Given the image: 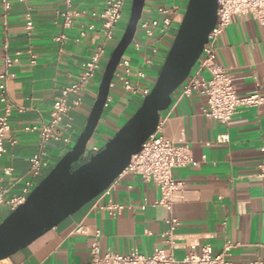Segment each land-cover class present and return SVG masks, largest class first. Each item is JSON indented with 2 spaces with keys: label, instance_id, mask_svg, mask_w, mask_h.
<instances>
[{
  "label": "crops",
  "instance_id": "obj_1",
  "mask_svg": "<svg viewBox=\"0 0 264 264\" xmlns=\"http://www.w3.org/2000/svg\"><path fill=\"white\" fill-rule=\"evenodd\" d=\"M161 3L172 9L168 33L146 37L137 29L126 55L134 68H141L145 58L153 60L145 80L139 82L141 86H153L187 0H146L142 17L160 18L155 9ZM104 5L105 0H73V9L81 15L65 31L69 40L59 45L53 38L61 32V20L56 14L64 9L61 0H29L26 4L11 0L7 13L0 2V74L4 71L5 55L13 56L16 52L24 55L20 63L7 69L10 76L7 94L13 109L8 118L10 133L4 139L5 152L0 156V186L11 197L21 195L28 184L34 188L83 131L113 44L106 47L100 70L83 92L82 102L69 112L72 123L69 142L49 143L45 157L48 168L41 176L31 174L30 158L37 151L38 137L24 128L47 123L60 90L79 77L83 63L100 43L98 15ZM27 14L34 23L30 35L25 30ZM124 16L123 13L116 40L125 29ZM88 25H94V29L79 38L81 30ZM134 44H138L137 49ZM28 52L37 56L35 66L28 63ZM216 57L231 74L239 96L264 95V33L252 16L231 18L217 41ZM203 76L209 75L204 72ZM111 93L113 101L104 108L88 143L91 146L98 145L100 139L107 142L143 99L119 89ZM204 106L205 98L193 94L179 101L172 99L170 107L161 113L162 135L177 145H188L196 163L173 170L174 179L182 185L183 198L173 204L170 212L153 205L159 198L154 183L125 174L113 182L110 194L100 201L130 206L121 215L113 218L99 212L91 201L0 264H87L96 231L100 233L102 253L125 255L136 249L148 255L163 248L176 259H182L192 246L199 249L210 245L219 252L224 241L229 240L238 245L229 256L234 264L255 259L264 262V178L259 176V166L264 161V106L239 108L227 124L204 117ZM3 109L0 102V115ZM9 213L2 207L0 222ZM170 217L178 222L172 246L162 238L169 228ZM81 228L84 234L78 231Z\"/></svg>",
  "mask_w": 264,
  "mask_h": 264
},
{
  "label": "built area",
  "instance_id": "obj_2",
  "mask_svg": "<svg viewBox=\"0 0 264 264\" xmlns=\"http://www.w3.org/2000/svg\"><path fill=\"white\" fill-rule=\"evenodd\" d=\"M29 0H19L26 4ZM3 11L7 13L11 8V0H0ZM64 9L58 11L57 17L61 20V32L53 38V41L63 45L69 40L65 31L72 28L81 12L73 9V0H61ZM131 0H105V5L98 15L100 43L87 61L82 65L79 77L64 86L57 98L53 101L49 112L48 122L38 126L25 127V132L36 133L38 137L37 151L30 158V172L33 176H41L48 168L45 159L47 147L51 142H69V133L72 129L69 112L82 102V95L87 85L95 79L100 70V63L106 54V47L117 44L116 30L122 21L126 5ZM156 13L160 18H141L137 29L141 30L146 37L167 34L172 24V9L165 3L156 6ZM252 16L262 27L264 33V0H217V20L208 35V42L204 45L202 54L186 80L174 92L172 99L177 101L199 94L205 98V106L202 114L220 124H227L236 114L239 108H257L264 106V95L254 94L239 96L233 84L231 74L223 68L216 57V44L229 26L233 16ZM94 25H88L82 29L79 38L86 36L87 31H92ZM25 30L30 35L34 30L33 19L30 14L26 15ZM77 41V40H76ZM137 49L138 44H134ZM21 52L13 56L3 57L4 71L0 74V102L4 105L3 113L0 115V156L5 152L4 139L10 133L8 118L13 106L8 100L7 81L10 78L7 69L18 64L23 58ZM27 61L31 66L37 64V56L27 53ZM153 64L152 58H145L141 68H134L126 54L119 61L109 86L105 108L113 101L114 95L111 91L119 89L130 95H140L142 98L151 91V86H141L140 81L146 78V69ZM208 73L204 77L203 73ZM162 119L160 117L156 131L142 144L139 152L131 157L128 166L118 176L125 174L135 175L146 183H154L159 190V198L153 205L161 206L169 212L174 203L183 198L182 185L173 177V170L189 165H196L192 160L188 145H177L165 138L161 133ZM101 148L97 145L87 147L84 154L85 159L99 152ZM259 176L264 178V161L260 164ZM113 184V183H112ZM112 184L100 195L94 198L93 207L99 211L116 218L130 206L120 205L112 201L101 203L105 195H109ZM33 187L28 184L19 196H9L0 186V209L6 207L9 212L15 210L25 202L27 195ZM143 208V206H142ZM168 230L162 238L169 246L173 245V232L178 226L175 218L170 217L167 221ZM85 233L84 229L78 230ZM99 231H96L94 240L90 244L89 261L87 264H234L229 260L233 249L237 244L225 240L222 249L215 252L210 245L201 246L199 249L192 246L182 259H176L173 254L163 248L155 249L152 253L142 254L136 249L128 254L122 255L107 251L101 252L99 245ZM244 264H264L260 259H255Z\"/></svg>",
  "mask_w": 264,
  "mask_h": 264
},
{
  "label": "water",
  "instance_id": "obj_3",
  "mask_svg": "<svg viewBox=\"0 0 264 264\" xmlns=\"http://www.w3.org/2000/svg\"><path fill=\"white\" fill-rule=\"evenodd\" d=\"M146 0H131L129 18L104 67L83 131L74 145L30 191L25 202L0 222V261L46 234L106 190L159 124L174 92L202 54L217 20V0H187L185 12L150 93L102 149L85 159L103 114L116 67L131 45ZM74 165H78L73 168Z\"/></svg>",
  "mask_w": 264,
  "mask_h": 264
},
{
  "label": "rangeland",
  "instance_id": "obj_4",
  "mask_svg": "<svg viewBox=\"0 0 264 264\" xmlns=\"http://www.w3.org/2000/svg\"><path fill=\"white\" fill-rule=\"evenodd\" d=\"M130 4H131V2H129L127 5H126V7H125V9H124V21L122 22V26H123V28H125V25H126V23H127V20H128V18H129V12H130ZM127 18V19H126ZM130 48V47H129ZM129 48L127 49V51H126V55H128V53H129ZM109 55V54H108ZM161 68V67H160ZM160 68H159V70H160ZM148 69V68H147ZM146 69V73L147 72H149V69L147 70ZM159 70H158V73H159ZM151 88H152V86H151ZM106 142L104 141V140H102V139H100L98 142H97V146H99L101 149H102V147L104 146V144H105Z\"/></svg>",
  "mask_w": 264,
  "mask_h": 264
},
{
  "label": "trees",
  "instance_id": "obj_5",
  "mask_svg": "<svg viewBox=\"0 0 264 264\" xmlns=\"http://www.w3.org/2000/svg\"><path fill=\"white\" fill-rule=\"evenodd\" d=\"M90 146H91V145H90V144H88V147H90ZM77 166H78V165H74V166H73V168H76Z\"/></svg>",
  "mask_w": 264,
  "mask_h": 264
}]
</instances>
